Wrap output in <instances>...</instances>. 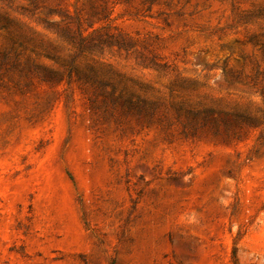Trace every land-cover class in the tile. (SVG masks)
<instances>
[{"label":"rangeland","instance_id":"obj_1","mask_svg":"<svg viewBox=\"0 0 264 264\" xmlns=\"http://www.w3.org/2000/svg\"><path fill=\"white\" fill-rule=\"evenodd\" d=\"M0 264H264V0H0Z\"/></svg>","mask_w":264,"mask_h":264}]
</instances>
